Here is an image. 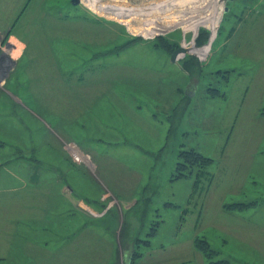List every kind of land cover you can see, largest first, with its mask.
<instances>
[{"label": "rangeland", "instance_id": "1", "mask_svg": "<svg viewBox=\"0 0 264 264\" xmlns=\"http://www.w3.org/2000/svg\"><path fill=\"white\" fill-rule=\"evenodd\" d=\"M71 2L0 0V207L40 187L50 236L81 187L116 264H264V0Z\"/></svg>", "mask_w": 264, "mask_h": 264}, {"label": "crops", "instance_id": "2", "mask_svg": "<svg viewBox=\"0 0 264 264\" xmlns=\"http://www.w3.org/2000/svg\"><path fill=\"white\" fill-rule=\"evenodd\" d=\"M80 188H76L78 191L74 188L72 192L71 189L64 196H57L60 209L56 214V220L52 219L49 223L56 234L50 236L43 233V218L48 222L47 219L52 213L46 199L43 200L40 187L36 185L24 187L19 190L20 200L17 204L9 203V206L3 204L0 207L3 210V214L0 215V264H116L118 260L116 254L108 253L105 249L91 252L87 247L91 244L92 234L89 235L92 225L88 216L94 217L97 210L93 203L85 209L86 212L84 210L88 215L83 217V214L76 212L78 209L74 195L88 197L87 192ZM82 205L83 203L78 202L79 207L83 208ZM45 206L48 207V211L44 209ZM104 229L106 230L103 236H97L95 232L94 237L99 239V244L111 245L112 232L107 226Z\"/></svg>", "mask_w": 264, "mask_h": 264}, {"label": "trees", "instance_id": "3", "mask_svg": "<svg viewBox=\"0 0 264 264\" xmlns=\"http://www.w3.org/2000/svg\"><path fill=\"white\" fill-rule=\"evenodd\" d=\"M179 158L180 161L177 163V170L179 169L178 170L179 176H184L182 175L183 174L182 171L186 170V166L193 164L197 165L198 167L197 171L200 173L201 178L206 176V172H207L206 168L209 166L211 162L210 159L193 151L181 153L179 155ZM198 248L202 253L208 256L212 255V251L209 249L208 245L205 242L200 241L198 243Z\"/></svg>", "mask_w": 264, "mask_h": 264}, {"label": "bare ground", "instance_id": "4", "mask_svg": "<svg viewBox=\"0 0 264 264\" xmlns=\"http://www.w3.org/2000/svg\"><path fill=\"white\" fill-rule=\"evenodd\" d=\"M182 2V1H181ZM212 2V1H211ZM190 3V2H189ZM199 4V3H198ZM207 4V3H206ZM210 8V7H209ZM175 9V8H173ZM202 10V7H191L190 9H185V10H180L178 12H188L189 14H192L196 17H198V14L201 12ZM207 16L209 17H206V18H203V17H199L198 19V24H202V23H207L209 24L210 26H212L213 28H215V21H216V17L215 15L213 16V12H211V14H208ZM218 24V23H217ZM217 27V26H216Z\"/></svg>", "mask_w": 264, "mask_h": 264}, {"label": "water", "instance_id": "5", "mask_svg": "<svg viewBox=\"0 0 264 264\" xmlns=\"http://www.w3.org/2000/svg\"><path fill=\"white\" fill-rule=\"evenodd\" d=\"M227 1L231 2V1H234V0H227ZM71 3H72V5H78L79 4V0H72ZM188 52H190L189 49L184 48V47H179L171 54L170 61L171 62H175L176 59L178 58V56L187 54Z\"/></svg>", "mask_w": 264, "mask_h": 264}, {"label": "built area", "instance_id": "6", "mask_svg": "<svg viewBox=\"0 0 264 264\" xmlns=\"http://www.w3.org/2000/svg\"><path fill=\"white\" fill-rule=\"evenodd\" d=\"M74 159H75L76 161H78V160H79V159H78V158H76V157H75Z\"/></svg>", "mask_w": 264, "mask_h": 264}]
</instances>
